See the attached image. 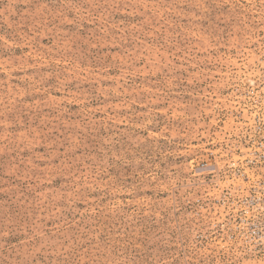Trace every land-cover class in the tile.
Masks as SVG:
<instances>
[{
  "label": "rangeland",
  "instance_id": "1",
  "mask_svg": "<svg viewBox=\"0 0 264 264\" xmlns=\"http://www.w3.org/2000/svg\"><path fill=\"white\" fill-rule=\"evenodd\" d=\"M260 134L264 0H0V264H264Z\"/></svg>",
  "mask_w": 264,
  "mask_h": 264
},
{
  "label": "built area",
  "instance_id": "2",
  "mask_svg": "<svg viewBox=\"0 0 264 264\" xmlns=\"http://www.w3.org/2000/svg\"><path fill=\"white\" fill-rule=\"evenodd\" d=\"M238 172L245 183L238 200L239 219L253 236H264V134L238 147ZM241 184V183H240ZM241 186V185H240Z\"/></svg>",
  "mask_w": 264,
  "mask_h": 264
}]
</instances>
